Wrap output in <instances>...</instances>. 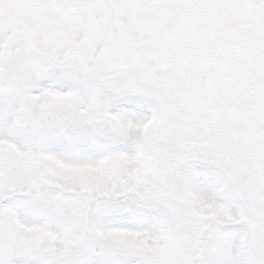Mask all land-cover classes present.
Returning <instances> with one entry per match:
<instances>
[{
    "label": "snow or ice",
    "instance_id": "1",
    "mask_svg": "<svg viewBox=\"0 0 264 264\" xmlns=\"http://www.w3.org/2000/svg\"><path fill=\"white\" fill-rule=\"evenodd\" d=\"M0 264H264V0H0Z\"/></svg>",
    "mask_w": 264,
    "mask_h": 264
}]
</instances>
